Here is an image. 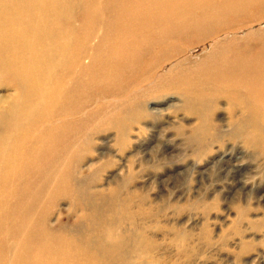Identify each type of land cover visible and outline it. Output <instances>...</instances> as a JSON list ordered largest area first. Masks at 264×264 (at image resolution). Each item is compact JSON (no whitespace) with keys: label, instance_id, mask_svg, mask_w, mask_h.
Wrapping results in <instances>:
<instances>
[{"label":"bare ground","instance_id":"obj_1","mask_svg":"<svg viewBox=\"0 0 264 264\" xmlns=\"http://www.w3.org/2000/svg\"><path fill=\"white\" fill-rule=\"evenodd\" d=\"M263 22L264 0H0V264L126 260L106 196L75 176L90 120H127L99 104L119 80L184 98L198 134L224 101L232 142L264 158ZM65 200L78 224L50 227Z\"/></svg>","mask_w":264,"mask_h":264},{"label":"rangeland","instance_id":"obj_2","mask_svg":"<svg viewBox=\"0 0 264 264\" xmlns=\"http://www.w3.org/2000/svg\"><path fill=\"white\" fill-rule=\"evenodd\" d=\"M259 27L264 22L252 29ZM209 47L187 55L197 60ZM155 83L119 80L122 94L103 99L95 88L87 92L95 100L87 109L94 111L101 98L107 114L124 109L127 117L121 132L100 116L90 120L75 170L88 191L106 196L107 218L127 254L117 264H264V158L232 142L224 101L210 116L208 133L198 134L199 120L184 98L146 94ZM77 216L59 201L48 224L74 227Z\"/></svg>","mask_w":264,"mask_h":264}]
</instances>
